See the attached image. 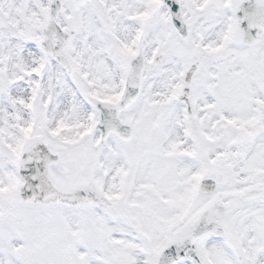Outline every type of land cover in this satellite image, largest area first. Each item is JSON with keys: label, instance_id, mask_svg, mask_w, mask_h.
Masks as SVG:
<instances>
[{"label": "snow or ice", "instance_id": "obj_1", "mask_svg": "<svg viewBox=\"0 0 264 264\" xmlns=\"http://www.w3.org/2000/svg\"><path fill=\"white\" fill-rule=\"evenodd\" d=\"M0 264H264V0H0Z\"/></svg>", "mask_w": 264, "mask_h": 264}]
</instances>
